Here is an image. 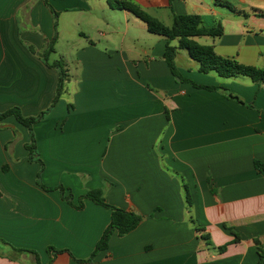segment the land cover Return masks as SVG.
I'll list each match as a JSON object with an SVG mask.
<instances>
[{"label": "crops", "instance_id": "crops-1", "mask_svg": "<svg viewBox=\"0 0 264 264\" xmlns=\"http://www.w3.org/2000/svg\"><path fill=\"white\" fill-rule=\"evenodd\" d=\"M128 1L168 27L174 14L199 15L205 28L220 23L221 37L195 41L264 69V17L252 13L264 12V0H223L248 17L214 0ZM49 2L57 18L45 0H0V113L18 108L25 117L39 116L56 96L60 74L52 65L76 64L66 96L34 126L45 164L42 183L70 190L76 205L89 191L103 190L110 205L144 217L127 236L115 232L92 264H260L264 172L255 162L264 164V85L249 77L202 74L185 49L176 57L183 77L224 87L244 104L178 82L164 59L165 38L145 25L147 41L128 39L98 18L97 40L83 32L71 46L74 54L57 56L61 34L55 22L63 13L83 10ZM30 142L14 117L0 122V264H36L33 253L14 248L49 264V247L67 251L51 264H86L77 260L90 257L110 225L111 210L90 200L78 210L59 191L39 186L41 166L28 160ZM203 235L210 237L209 246Z\"/></svg>", "mask_w": 264, "mask_h": 264}, {"label": "trees", "instance_id": "trees-1", "mask_svg": "<svg viewBox=\"0 0 264 264\" xmlns=\"http://www.w3.org/2000/svg\"><path fill=\"white\" fill-rule=\"evenodd\" d=\"M216 4L225 6L229 8L232 12L237 15L248 17L250 13L245 11L237 10L234 6L229 3L223 2V0H214ZM46 5L52 13L54 17L57 18V14L54 12L52 6L50 5L49 0H45ZM110 6L117 10L128 11L132 15H134L138 20L144 23L147 26L148 31L151 34L158 35L167 40L166 50L164 53V59L171 73L176 79H180L182 83H189L196 89H202L207 91H219L225 95L226 98L234 100L239 104H244V102L238 97L233 95L228 89L224 87H216V86H201L197 83L185 78L180 73L177 64L176 57L178 51L181 49H185L189 52L192 59L199 63V72L202 74H210L215 73L219 78L228 80L237 77H249L254 83L259 85H264V69L258 68L254 66L244 65L238 62L233 58H224L219 56L214 46L211 45H201L197 41L196 38L209 37V38H218L223 35V28L220 23L216 24L212 28H205L202 23V19L199 15L191 14V15H175L173 17L172 26L168 27L164 23H162L157 18H154L146 11H144L139 5L128 1V0H111L109 1ZM252 13L259 17H264V12L253 9ZM57 27V25H56ZM57 42V37L48 44L45 50V58L48 61V57L55 51V44ZM33 51V50H32ZM54 68L59 70V84L56 92L55 99L52 105L45 111L42 112L37 117H25L21 113L18 108L11 109L4 113H0V122L6 120L7 118L14 117L22 126H24L31 137V142L26 145V150L28 151V160L31 163H38L41 166V170L37 177L38 185L41 186L46 191H59L62 199L68 202L71 206L75 207L78 210H83L85 206V200H90L95 204L102 206L111 210V222L108 228L105 230L102 238L96 245V248L90 258L86 260H77L80 263L90 264L94 262L96 257L100 252H103L108 249L109 241L111 236L117 232L120 237H125L131 232L135 231L143 222L144 217L137 214L136 212L127 211L122 208H118L116 206L110 205L106 198L103 190H93L89 191L86 195L81 196L78 199V204L74 203L73 195L68 192L63 186H58L55 188H48L42 183V173L45 168V164L40 158V154L37 149L36 137L34 134V126L39 122L43 121L48 114L58 105L60 102L64 92L66 83L68 81V74L64 68L63 61H57L52 65ZM252 107L251 105H249ZM255 168L259 171L264 172V164L259 161L255 162ZM184 189L186 192V204L188 211H191L193 207V201L191 198L190 190L186 184H184ZM191 223L195 227V229L199 232H203V230L196 224V222L192 219ZM233 233L234 231L231 230ZM202 239L207 242L209 246L210 237L207 235H203ZM239 237L236 236V241H239ZM228 245L219 248L220 252H224ZM17 252H29L33 253L36 257V264H41L40 258L38 254L34 252H30L27 250H17ZM48 254L51 257V264L56 256L61 253L67 252L65 250H58L53 247H49L47 249ZM258 252L261 258L260 264H264V249L260 246L258 247Z\"/></svg>", "mask_w": 264, "mask_h": 264}, {"label": "rangeland", "instance_id": "rangeland-1", "mask_svg": "<svg viewBox=\"0 0 264 264\" xmlns=\"http://www.w3.org/2000/svg\"><path fill=\"white\" fill-rule=\"evenodd\" d=\"M60 1L68 9L69 8L76 10L82 9L83 11H73L72 13H63L58 19V22H55L58 25L57 31L59 30L61 34L59 46L57 47V51H58L57 56L59 55L63 56V53H66V57L68 54L70 55L74 54L75 50H72L71 46L75 41L81 40L80 34L83 32H85L86 34H90L92 36V39L97 40L95 36L94 27L97 25H101L102 23L97 21L95 18L100 19L102 22L109 23L111 27L115 25L117 26V28L121 29V31H125L126 33H128V39L130 37V38H136L140 42L147 41V37L145 35L147 34L146 33L147 31L145 29V24L142 23L140 20H138L134 15L130 16L127 19L123 13L110 6L109 1L111 0H60ZM89 8L91 9V11L89 10ZM55 20L57 21V19ZM126 25L128 28H126ZM53 57L54 56H52V58ZM76 67L77 66L75 63H71V62L66 63L64 61V68L67 71L68 79L70 78V76H72L71 73H73V75L75 74L74 71ZM64 95L66 96L65 92L63 96ZM53 111L54 110H52L48 114V116ZM86 179H87L86 175L82 177L80 176V180L82 184L85 183Z\"/></svg>", "mask_w": 264, "mask_h": 264}, {"label": "water", "instance_id": "water-1", "mask_svg": "<svg viewBox=\"0 0 264 264\" xmlns=\"http://www.w3.org/2000/svg\"><path fill=\"white\" fill-rule=\"evenodd\" d=\"M178 82H180V79H177Z\"/></svg>", "mask_w": 264, "mask_h": 264}]
</instances>
